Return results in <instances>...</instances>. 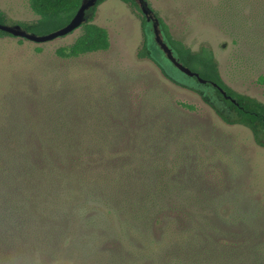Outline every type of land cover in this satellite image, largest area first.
<instances>
[{
	"label": "rangeland",
	"instance_id": "obj_1",
	"mask_svg": "<svg viewBox=\"0 0 264 264\" xmlns=\"http://www.w3.org/2000/svg\"><path fill=\"white\" fill-rule=\"evenodd\" d=\"M147 2L174 39L194 51L202 45L213 50L228 87L264 104L259 82L264 75V0ZM0 10L10 25L38 19L29 0H0ZM93 23L108 31L110 48L77 58L58 51L73 44L81 28L45 43L0 37V121L55 116L91 126L107 123L120 137L111 152L145 157L166 174L172 170L183 176L179 197L169 202L181 210L177 217L200 214L201 220H211V228L223 230L214 214L227 220L240 210L264 214V147L252 132L224 123L199 94L162 73L158 63L177 82L197 85L156 53L152 26L146 28L147 44L156 60L139 57L145 42L139 9L106 0ZM160 140L163 147H154Z\"/></svg>",
	"mask_w": 264,
	"mask_h": 264
},
{
	"label": "trees",
	"instance_id": "obj_2",
	"mask_svg": "<svg viewBox=\"0 0 264 264\" xmlns=\"http://www.w3.org/2000/svg\"><path fill=\"white\" fill-rule=\"evenodd\" d=\"M122 1L139 9L136 0ZM81 2L29 0L38 19L19 25L35 34L56 31ZM97 6L87 12L89 20L74 43L58 51L62 57L110 48L108 31L93 23ZM153 14L180 63L206 84L196 79V86L181 84L157 62L162 73L199 94L224 123L248 128L264 147V104L225 84L209 46L192 50ZM8 20L0 10V23ZM5 36L11 35L0 31ZM147 37L145 31L139 57L155 59ZM259 82L264 84V75ZM62 118L0 121V264H264V214L240 210L228 220L214 214L224 231L211 228V220L200 214L179 218L181 210L169 202L183 187L180 173L166 174L145 157L111 152L120 137L107 123ZM162 141L154 147L161 149Z\"/></svg>",
	"mask_w": 264,
	"mask_h": 264
},
{
	"label": "water",
	"instance_id": "obj_3",
	"mask_svg": "<svg viewBox=\"0 0 264 264\" xmlns=\"http://www.w3.org/2000/svg\"><path fill=\"white\" fill-rule=\"evenodd\" d=\"M98 2L99 0H82L78 11L66 26L45 35H37L33 32H29L28 29L22 27L19 24L10 25V24L0 23V31L6 32L13 37L26 39L34 43L49 42L57 38L67 36L72 32H74L75 30H77L78 28H80L89 19L87 12L90 9L94 8L98 4ZM136 2L139 5L140 12L146 17L147 23L152 24V28L155 34V41L161 46V48L167 55V58L172 62V64L175 66L178 72L182 74L185 78H194L197 81H199L201 84H206V81L203 80L199 76V74L191 71L190 69L185 67L182 63H180V61L176 57L175 52L170 47L169 43L165 41L161 36L159 22L155 17V15L153 14V9L149 6L147 1L136 0Z\"/></svg>",
	"mask_w": 264,
	"mask_h": 264
},
{
	"label": "flooded vegetation",
	"instance_id": "obj_4",
	"mask_svg": "<svg viewBox=\"0 0 264 264\" xmlns=\"http://www.w3.org/2000/svg\"><path fill=\"white\" fill-rule=\"evenodd\" d=\"M147 1V0H146ZM148 3V2H147ZM97 6V5H96ZM95 6V7H96ZM139 6V5H138ZM150 6V5H149ZM98 7V6H97ZM97 9V8H96ZM96 12V11H95ZM95 15V14H94ZM143 15V14H142ZM89 20V19H88ZM151 26H152V24L151 23H147V21H146V26H145V31H146V28L147 29H150L151 28ZM153 29V28H152ZM161 31V30H160ZM153 34H154V30H153ZM160 34H161V36L163 37V39L165 40V37H164V35L160 32ZM154 36H155V34H154ZM166 41V40H165ZM154 46L156 47L155 48V50H156V53L158 52V53H162L163 55H165V58H166V60H167V62L170 64V66H172L174 69H176L175 68V66L172 64V62L167 58V55L165 54V52L163 51V49L161 48V46L154 40ZM150 48V47H149ZM150 50H151V48H150ZM152 51V50H151ZM176 71H178L177 69H176ZM192 80H194V78H191Z\"/></svg>",
	"mask_w": 264,
	"mask_h": 264
}]
</instances>
